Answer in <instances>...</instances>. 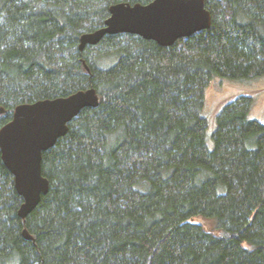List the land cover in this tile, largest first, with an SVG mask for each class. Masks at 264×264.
I'll list each match as a JSON object with an SVG mask.
<instances>
[{"label": "trees", "instance_id": "trees-1", "mask_svg": "<svg viewBox=\"0 0 264 264\" xmlns=\"http://www.w3.org/2000/svg\"><path fill=\"white\" fill-rule=\"evenodd\" d=\"M151 1L0 0V128L20 104L99 98L42 152L48 191L24 219L0 156V264H264V124L238 93L209 148L203 114L214 78L264 77V0H206L210 28L170 47L78 49L111 5Z\"/></svg>", "mask_w": 264, "mask_h": 264}, {"label": "water", "instance_id": "water-1", "mask_svg": "<svg viewBox=\"0 0 264 264\" xmlns=\"http://www.w3.org/2000/svg\"><path fill=\"white\" fill-rule=\"evenodd\" d=\"M206 0H152L147 4L116 3L109 8L103 26L79 38L78 49L95 46L106 35L131 34L170 47L176 41L207 30L211 14ZM99 98L93 88L67 97L17 105L9 122L0 128V156L13 176L14 188L23 203L17 215L24 219L48 191L41 174L42 152L66 135L68 124L84 108H96ZM0 107V115L4 114ZM26 240H33L24 229Z\"/></svg>", "mask_w": 264, "mask_h": 264}, {"label": "rangeland", "instance_id": "rangeland-1", "mask_svg": "<svg viewBox=\"0 0 264 264\" xmlns=\"http://www.w3.org/2000/svg\"><path fill=\"white\" fill-rule=\"evenodd\" d=\"M238 93L252 96V105L248 117L264 124V77L241 81L214 78L205 90L203 114L208 122L206 143L212 146V133L216 128V115L221 107L233 99ZM195 223L207 230H212L211 221L197 218Z\"/></svg>", "mask_w": 264, "mask_h": 264}]
</instances>
